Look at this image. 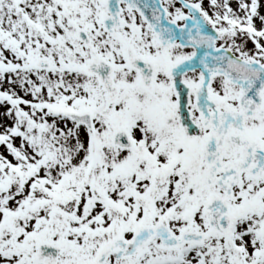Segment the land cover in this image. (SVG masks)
I'll list each match as a JSON object with an SVG mask.
<instances>
[{"label":"snow or ice","instance_id":"1","mask_svg":"<svg viewBox=\"0 0 264 264\" xmlns=\"http://www.w3.org/2000/svg\"><path fill=\"white\" fill-rule=\"evenodd\" d=\"M0 264H264V0H0Z\"/></svg>","mask_w":264,"mask_h":264}]
</instances>
